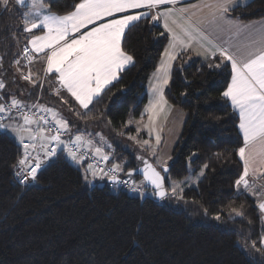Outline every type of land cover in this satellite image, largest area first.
Segmentation results:
<instances>
[{
    "label": "trees",
    "instance_id": "1",
    "mask_svg": "<svg viewBox=\"0 0 264 264\" xmlns=\"http://www.w3.org/2000/svg\"><path fill=\"white\" fill-rule=\"evenodd\" d=\"M45 2L52 12L64 14L79 0ZM16 7L8 11L0 5V80L7 85L1 95L27 87L32 102L39 97L63 109L73 132L101 130L107 135L124 160L122 175L140 165L137 157L143 155L125 147L126 134L135 131L125 127V121L130 112L140 114L145 85L166 34L161 36L162 29L150 19L131 27L123 46L134 62L90 105L91 112L79 117L75 112L85 110L63 103L43 85L39 90V80L29 86L20 76L15 78L13 61L30 37L22 28L26 8ZM229 14L244 21L261 18L264 0H249ZM208 63L181 54L164 90L165 98L184 112L176 158L164 173L166 183L208 166L196 185L184 188L183 200L141 198L107 180L101 184L88 178L92 182L86 183L82 168L87 161L77 165L63 152L41 169L36 181L22 185L12 167L22 147L7 130H0V264H264L258 200L247 192L238 194L235 185L243 172L237 154L243 140L238 116L221 95L230 65L210 69ZM242 205V218L229 215L232 207L240 210Z\"/></svg>",
    "mask_w": 264,
    "mask_h": 264
},
{
    "label": "snow or ice",
    "instance_id": "2",
    "mask_svg": "<svg viewBox=\"0 0 264 264\" xmlns=\"http://www.w3.org/2000/svg\"><path fill=\"white\" fill-rule=\"evenodd\" d=\"M178 2L179 0H79L71 11L64 14L52 12L50 3L45 0H15L11 9L9 5L13 0H0V5L3 10L8 11H17L16 6L26 8L21 13L23 32L31 37L27 40L30 49L25 47L23 50L29 62L26 67H30L34 59L32 53L38 54L45 76H55L59 84V88L54 90L55 94L61 97L63 103H67L61 90L66 91L85 110L75 112V109H70L79 117L87 116L91 112L90 105L99 102L109 86L118 82L119 74L126 66L134 62V57L123 45L127 31L142 20L150 19L153 24L163 20L165 32L160 35L167 33L169 41L162 63L156 69L162 76L156 77L157 82L151 89L154 98L150 99L146 107L150 122L168 105L164 95L165 86L169 84L173 62L181 54L196 52L198 56H204L209 61L210 69L227 68L230 65V80L221 95L230 102L234 112L238 113V128L244 145L237 150L244 170L235 185L238 194L247 192L257 197L256 206L264 223V191L247 179L251 166L258 159L260 163H264V23L245 24L233 20L229 13L236 6L235 0H211V3L203 6L210 9L209 15L200 19H193L195 13H189L185 8L177 9ZM167 5L172 7L162 9V6ZM217 56L219 62H216ZM13 64L22 80L37 85V79L31 71L24 74L19 59L14 60ZM6 88V83L0 80V90ZM36 110L50 114L52 120L49 121V115H42L37 119ZM40 120L48 125L46 129L41 127ZM34 124L36 128L32 127ZM37 129L39 136L36 134ZM0 130L13 133L22 147L12 165L13 174L22 185L36 181L41 169L58 158L61 152L80 165L89 158L84 151L87 146L97 163H88L84 169L86 183L92 182L88 179L90 175L93 179H107L113 185H128L132 191L146 190L150 186L152 195L160 200L184 199L183 185L187 183L186 180L166 183L164 173L170 170L168 161L157 160L156 164H152L144 160L141 188L133 187L135 180L130 185L128 180L120 179L118 173L123 171L121 164L114 163L110 168L100 167L99 161H110L104 148L93 149V140L86 138L79 129L73 135L71 122L56 109L26 104L13 91L0 95ZM139 131L138 128L137 132ZM66 133L68 139L64 140L62 137ZM37 139L41 141L39 146L36 144ZM157 142L159 143V136ZM143 144L150 147L148 140H144ZM207 167L204 165L201 176ZM134 171L129 170L127 176L132 177ZM242 209L243 205L240 210L232 207L229 215L242 218L245 215ZM214 218L219 221L221 213H217ZM259 243L264 247V235Z\"/></svg>",
    "mask_w": 264,
    "mask_h": 264
},
{
    "label": "rangeland",
    "instance_id": "3",
    "mask_svg": "<svg viewBox=\"0 0 264 264\" xmlns=\"http://www.w3.org/2000/svg\"><path fill=\"white\" fill-rule=\"evenodd\" d=\"M162 58H164L163 55L161 56V59L158 61L155 69L150 73L147 79L144 89L145 100L141 105L142 108L140 114L134 115L132 112H130L125 121V127H133L135 130L134 133L126 134V140H128V142L126 143L125 147L137 150L138 152H140L141 155H143V158L147 159L152 164H156L157 160L168 161V163H170L176 158L174 148L181 133L182 123L184 120V112L179 107L172 105L165 98L168 101V105L164 107L163 111L159 112L156 116H154L152 122L149 121L148 113L146 112V107L148 106L150 99L154 98L152 96L151 89L152 86L157 82L156 77L162 76V73L156 72V69L162 63ZM167 86H165V88ZM145 125H147V127H145ZM138 128L140 129L139 132H137ZM81 133H83L86 138H90L93 140V149L95 147L104 148L105 154H108L110 156V161L105 162L107 166L111 167L112 164L118 163L121 164V166L123 167L124 160L119 159L117 153H115V148L111 140L107 135L103 134L101 130L93 131L91 133L83 131ZM97 133H99L100 135H97ZM72 134L75 135L76 132L72 131ZM101 136L103 137V140H101ZM157 136H159V143L157 142ZM129 137H133V139H129ZM62 138L64 140H67L68 134L66 133ZM144 140H148L150 142V147L145 146L143 144ZM84 150L88 151L92 155V151L88 150L87 146ZM169 157H171L170 160ZM141 160L142 159H140V161ZM85 168H87V165L86 167L82 168L83 176ZM201 170L202 169L198 170L197 172H191L185 177H183L181 180H179L187 181V183H185L183 187L188 188L196 185L197 180L201 177ZM121 173L122 172L118 174ZM88 178L93 179L90 175ZM129 179L131 181H136V184L133 185V187L141 188L140 181L142 180V178L132 176V178ZM94 180H97L99 183L103 184L107 179L101 180L99 178H96ZM171 181L172 180L170 179L169 183ZM131 193L141 198L145 196H152V190L148 188L146 190L142 189L141 191H132Z\"/></svg>",
    "mask_w": 264,
    "mask_h": 264
},
{
    "label": "crops",
    "instance_id": "4",
    "mask_svg": "<svg viewBox=\"0 0 264 264\" xmlns=\"http://www.w3.org/2000/svg\"><path fill=\"white\" fill-rule=\"evenodd\" d=\"M248 1L249 0H235V3H236V6H239V5H243V4L247 3ZM207 3H211V0H179L178 4L176 5V8L177 9H179V8H185L189 13H195V15L193 16V19H200V18L207 17L209 15V13H210V9L203 7ZM193 6H195V7H193ZM163 7H172V6L171 5L162 6V9H163ZM230 17L233 20L241 21L242 23H245V24L254 23V22L264 23V16L261 17V18H258V19H252V20H248V21L240 20V19H238L236 17H233L232 15H230ZM155 25L159 26L162 29V31L165 32L164 27H163V20H160V21L156 22ZM37 34H41V33L38 32ZM165 34L167 36V33H165ZM30 38L31 37H29L28 39H30ZM27 40L25 41L26 44H27ZM168 43H169V41L167 39V42H166V44L164 46V49L162 51L161 56L164 54L165 49L168 47ZM28 47L30 49V45H28ZM188 54L191 57L192 56L193 57H199L201 59L206 60L204 58V56H202V55L198 56L196 54V52H188ZM32 55H33L34 59H33L32 63H31V65H30V67H26V65H28L29 62L28 63H25L23 61V59H22V53H21V51H19V56H18L17 59H19L21 61V65L20 66L22 67V69H24V73L26 72L25 74L27 75V74H29V71H31V74L33 75V77L35 79L39 80V82H40L41 85H43L44 87H47L49 89V93L50 94H53V95L57 96L55 94V91H54L55 89L59 88V84L56 81V77L55 76L46 77L45 74H44V72H43V63H42V61L40 59V56L38 54H36V53H32ZM161 56H160L159 60L161 59ZM13 68L15 69V78H17L18 76H20V73L17 71V67L14 64H13ZM28 84H29V86L30 85H33V84L29 83V82H28ZM61 91H62L63 98L65 100L69 101L72 104V106L77 111H83L84 110V109H81L79 107V105L70 97V95L66 91H63V90H61ZM27 93H28V90H27V87H26V89L25 88L24 89H20L19 92L16 91L15 92V95L17 96L18 99L23 100L26 104L31 105L32 101L29 98L26 97V94ZM228 103L230 104V102H228ZM37 104L42 105V106H46L48 108L56 109L66 119V117L64 115V112H63V109H61L59 106H56L54 104H48L47 102H44V101H41V100L38 101L35 105H37ZM236 114L238 116V113H236ZM37 119H39V116L38 115H37ZM5 123H8V121L6 120ZM238 123H239V116H238ZM40 125H41V127H44L45 129L47 128L46 127V124L44 123L43 120H40ZM32 127L33 128H36V125L34 124V125H32ZM238 131H239V128H238ZM8 132L16 139V137H15V135L13 133H11L10 131H8ZM239 133H240V131H239ZM36 134L38 136L40 135L39 129H37ZM240 135H241L242 140H243V136H242L241 133H240ZM40 143H41V141L39 139H37V141H36L37 146ZM242 146H244V145H242ZM241 163H242L243 170H244L243 161H241ZM247 179L250 181V183H254L257 186L258 189L264 191V188H261V186H264V163H260V161L258 159L256 161V163H254L251 166L250 174L247 177Z\"/></svg>",
    "mask_w": 264,
    "mask_h": 264
},
{
    "label": "built area",
    "instance_id": "5",
    "mask_svg": "<svg viewBox=\"0 0 264 264\" xmlns=\"http://www.w3.org/2000/svg\"><path fill=\"white\" fill-rule=\"evenodd\" d=\"M25 47H28V45H27V44H24V45H22V48H21L22 59H23V61H24L25 63H28V60H27V58H26V54H25L24 51H23ZM38 89L41 90V84H40V86L38 87ZM0 95H1V92H0ZM38 101H39V97H37V98L31 103V105H35ZM36 111H37V115H38L39 117L42 116V115H48L47 113H42V112H39L38 110H36ZM49 121H51V117H50V116H49ZM46 127H48L47 124H46ZM84 151H85L86 156L89 157V158L86 159L85 161H87V162H89V163H93V164L97 163V159L92 158L91 153H89V152L86 151V150H84ZM99 165H100V167L110 168L109 166L106 165V163H105L104 161H99ZM120 179H121V180H128V181H129V184L131 185V182H132V181H131L128 177H121ZM119 185L122 186V187H126V188H129V189H130V187H129L128 185H125V184H119ZM130 190H131V189H130Z\"/></svg>",
    "mask_w": 264,
    "mask_h": 264
},
{
    "label": "water",
    "instance_id": "6",
    "mask_svg": "<svg viewBox=\"0 0 264 264\" xmlns=\"http://www.w3.org/2000/svg\"><path fill=\"white\" fill-rule=\"evenodd\" d=\"M144 160H147V159H142L141 160V164L140 165H138L137 167H135V168H132V169H128L125 173H124V175L125 176H127V172L129 171V170H135L134 171V173H133V176L134 177H140V178H142L143 179V176H142V172H141V169H143V167H144ZM148 161V160H147ZM149 163H151L150 161H148ZM108 181V180H107ZM109 182V181H108ZM148 189H151V187L150 186H148L147 187ZM155 197V196H154ZM156 198V197H155ZM156 199H158V198H156Z\"/></svg>",
    "mask_w": 264,
    "mask_h": 264
},
{
    "label": "bare ground",
    "instance_id": "7",
    "mask_svg": "<svg viewBox=\"0 0 264 264\" xmlns=\"http://www.w3.org/2000/svg\"><path fill=\"white\" fill-rule=\"evenodd\" d=\"M129 178V177H128Z\"/></svg>",
    "mask_w": 264,
    "mask_h": 264
}]
</instances>
